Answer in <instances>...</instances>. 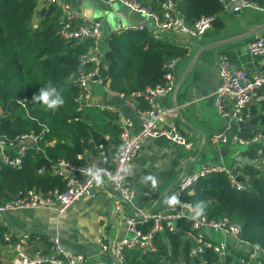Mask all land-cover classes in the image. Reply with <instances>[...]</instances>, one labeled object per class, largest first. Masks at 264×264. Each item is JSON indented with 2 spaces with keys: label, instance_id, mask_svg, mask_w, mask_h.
I'll list each match as a JSON object with an SVG mask.
<instances>
[{
  "label": "trees",
  "instance_id": "obj_1",
  "mask_svg": "<svg viewBox=\"0 0 264 264\" xmlns=\"http://www.w3.org/2000/svg\"><path fill=\"white\" fill-rule=\"evenodd\" d=\"M141 1L157 11L164 0ZM173 1L186 24H192L199 16H213L211 26L221 25L219 15L224 11L219 0ZM247 1L264 7V0ZM59 13L53 4L38 7L34 0H0V134L7 139L28 132L37 136L34 144L25 147L18 167L0 164V204L28 189L62 190L63 181L53 172L58 161L74 165L86 163V156L94 154L98 145L109 158L118 145L117 113L95 107L78 108L74 100L78 89L71 79L79 68H92L91 63L79 61L90 41L60 38L57 34ZM173 34L144 28L105 35L100 63H104L106 69L99 73L102 82L120 93L123 99L133 102L135 108H145L142 96L132 94L143 93L160 82L163 64L186 55V48L175 42ZM41 88H55L52 98L59 95L64 104L47 109L42 102L33 101ZM20 100L22 105L18 103ZM262 107V114L254 113L253 123H264ZM236 133L249 134L244 126ZM6 153L14 155L11 150ZM251 156V150L238 151L241 159ZM237 169L247 175V186L243 190L230 187L221 173H208L178 190L175 197L196 212L199 211L197 205L203 202L202 215L227 218L238 224L239 239L264 247V167L259 169L237 161ZM150 224L140 223L138 227L145 231ZM175 226V231L161 230L153 234L156 247L153 253L141 255L137 249L124 250L125 263L159 264L166 257L186 264L188 238L193 236V231L184 216L175 220ZM2 231L0 227V236ZM213 257L207 249L200 260L208 264Z\"/></svg>",
  "mask_w": 264,
  "mask_h": 264
},
{
  "label": "built area",
  "instance_id": "obj_2",
  "mask_svg": "<svg viewBox=\"0 0 264 264\" xmlns=\"http://www.w3.org/2000/svg\"><path fill=\"white\" fill-rule=\"evenodd\" d=\"M224 12H239L243 9H252L263 12L260 7L247 0H219ZM37 6L53 4L59 9V26L57 34L63 40H89L90 46L87 51L79 56V61L91 63L92 68L85 70L79 68L71 83L78 89L74 98L78 108L95 107L98 110L110 107L93 103V87L96 86L101 94L108 98L119 100L123 105L134 108L140 117V130L132 136L128 133L129 121L123 119L118 122V145L106 158L98 150V163L92 164L86 160L83 164H71L66 161H58L53 172L63 181V189L58 188L39 191L28 189L18 193L12 199L0 204V227L1 243L5 247L7 260L0 264H83L82 255L60 246L58 235H49L46 243L41 242V234L28 233L15 235L2 220V216L8 212L26 211L33 209H49L57 215L63 214L71 204L84 196H90L95 177L104 178L115 203L113 209L120 211L123 204H130L133 191L131 179L134 170L133 158L136 155L141 139L162 137L184 150H192L194 145L176 127L168 129L156 128V123L164 118L170 111L156 105V101L165 97L174 90V67L176 59H170L163 64L161 81L147 88L141 95L146 107L137 109L134 103L122 98L116 91L110 90L106 83L102 82L99 75L101 70L106 69L103 58L101 24L97 19L84 17L78 10L59 0H34ZM108 3L117 2L129 12L142 16L141 21L134 23L119 22L115 32L122 30H164L173 32L179 36L199 38L211 27L213 16H199L192 24H186L178 12L173 0H164L157 11L152 10L141 0H106ZM121 15V14H120ZM149 22V26H146ZM156 37V34H153ZM247 52L258 59V68L255 70L235 68L225 56H219L216 61L217 83L212 90V98L217 114L231 122L235 131L230 135L222 132L210 134L208 141L216 147L220 144H232L242 146V150H251L250 158H239V161L252 165V158L264 167V123H253L255 115L263 113L264 106V36L255 35L246 41ZM22 105V100L18 101ZM1 113V111H0ZM241 124V125H239ZM244 126L249 134L237 135L238 128ZM107 136H105L106 138ZM37 136L32 133H24L7 139L0 134V164L15 168L19 166V157L27 144H34ZM11 150L14 155L9 156L6 151ZM239 151V150H238ZM90 157V154L86 158ZM256 166V165H254ZM257 167V166H256ZM208 173H221L230 187L243 190L247 186V175L237 169V162L229 165L222 163L207 162L189 174L181 176L176 182V192L188 187L198 176ZM189 192V191H188ZM178 211H158L153 215L147 213L120 215L124 221L125 233L114 244L108 246L101 239L96 240L99 250L105 251L108 247L114 258L115 264H126L123 255L124 250L137 249L141 255L155 252L152 236L154 233L166 230L175 231V220L179 217L188 219L189 228L193 236L189 237L190 247L187 251L186 264H198L201 254L209 249L214 257L208 264H264V247L257 243H249L238 237L239 226L230 222L227 218H208L205 215L196 216V211L188 203H178ZM194 218V219H193ZM150 222L147 230L142 231L138 224ZM130 233V236L127 234ZM216 236L219 237L216 239ZM197 260V261H196ZM159 264H183L181 260H171L164 257ZM199 264H206L200 260Z\"/></svg>",
  "mask_w": 264,
  "mask_h": 264
},
{
  "label": "crops",
  "instance_id": "obj_3",
  "mask_svg": "<svg viewBox=\"0 0 264 264\" xmlns=\"http://www.w3.org/2000/svg\"><path fill=\"white\" fill-rule=\"evenodd\" d=\"M59 1L78 10L86 18L99 20L104 36L115 32L116 27H110L106 23L105 13L100 19L92 18L95 8H107V11L121 14L120 16L127 20L125 23L139 22L136 15L115 11L113 3H108L106 0ZM239 12H230V14ZM261 22H264V18L260 21L252 19V27L244 24L240 26L241 28H228V30L223 28L221 22L218 27L208 28L199 38H185L179 35L178 38L174 37L175 42L186 48V55L176 60L173 92L156 101L159 107L170 110L156 123V128L176 127L194 145V148L190 151L184 150L162 137L141 139L140 147L133 158L131 189L134 195L130 204H123L120 211H115L113 209L115 198L105 179L102 178L100 185L95 181L90 196L80 198L61 215L44 208L4 214L2 220L11 232L15 235L25 232L41 234L42 244L49 235L57 234L60 246L82 255L83 264H114L111 252H107L109 247L105 251L99 250L96 240L101 239L110 246L123 236L125 227L120 217L121 213L123 216H129L140 213L153 215L158 211L177 212L179 204L168 205L166 201L175 196L176 182L181 176L195 171L200 164L207 162L229 165L239 161L238 150L232 147V144L213 147L208 141L210 134L214 132L223 131L230 136L235 131L231 122H227L217 114L213 103L212 90L217 83L215 63L219 56L223 55L235 68L257 69L258 59L247 52L245 44L255 35L264 36V27L258 25ZM197 64L204 66L201 68L202 73L195 77L193 72L197 69ZM201 77L204 81L199 85L197 81ZM194 78L193 84H190V80ZM92 101L110 107V111H115L117 122L127 119L128 133L132 136L138 134L141 127L140 117L134 108L123 105L117 99L108 100V97L101 94L96 86L93 87ZM98 156L96 150L86 160L97 164ZM150 177H155L157 181L155 187ZM218 238L216 236V239ZM4 249L0 241L2 261H6L8 257Z\"/></svg>",
  "mask_w": 264,
  "mask_h": 264
},
{
  "label": "rangeland",
  "instance_id": "obj_4",
  "mask_svg": "<svg viewBox=\"0 0 264 264\" xmlns=\"http://www.w3.org/2000/svg\"><path fill=\"white\" fill-rule=\"evenodd\" d=\"M113 7L115 11L117 10L122 11L123 14L136 15L139 21H141L142 19L141 15L129 12L125 7H123L121 4L117 2L113 3ZM104 13L106 15L105 21L110 27H114V26L117 27L120 21L124 23L127 22L126 18H123L122 16L117 15L110 10L107 11V8L106 9L95 8V12L92 18L100 19ZM262 18H264V12H257L252 9H243L238 14H230V12L229 13L223 12L219 15V20L223 23V28L224 29L227 28V30L228 28H232V29L241 28L244 24H248L249 27H252V19L256 21L257 20L260 21ZM147 24H149V22H147ZM258 25H260L261 27H264V22L258 23ZM239 32H241V30ZM173 35L174 37L176 36L177 38L179 37L177 34H173ZM184 37L189 38L187 36H184ZM232 147L236 148L239 151L242 150V146L232 145ZM252 165H256L258 168H260V165L258 164V162L253 158H252ZM130 235H131L130 233L127 234V236H130Z\"/></svg>",
  "mask_w": 264,
  "mask_h": 264
},
{
  "label": "clouds",
  "instance_id": "obj_5",
  "mask_svg": "<svg viewBox=\"0 0 264 264\" xmlns=\"http://www.w3.org/2000/svg\"><path fill=\"white\" fill-rule=\"evenodd\" d=\"M55 92H56L55 88H52L50 90L41 88L40 94L33 96V101L42 102L43 105L47 106V109H56L64 104V100L59 95H56L55 98H52ZM95 179L97 185H100L102 183V178L99 175H97ZM150 179H152L153 186L155 187L157 183L155 177H150ZM166 203L168 205H175L177 203H180V201L177 199V197L173 196L170 200H167ZM202 203L203 202L197 205L199 211H197L196 216H201L203 213V207H201Z\"/></svg>",
  "mask_w": 264,
  "mask_h": 264
},
{
  "label": "water",
  "instance_id": "obj_6",
  "mask_svg": "<svg viewBox=\"0 0 264 264\" xmlns=\"http://www.w3.org/2000/svg\"><path fill=\"white\" fill-rule=\"evenodd\" d=\"M203 66H204V64H197V65H196V68H197V69H195L194 72H193L194 75H195V77L199 76V73H202L203 70H202L201 68H202ZM215 71H217L216 63H215ZM194 80H195V78H194V79H191L189 83H190V84H193ZM203 81H204V80H203V78L201 77V78L198 79L197 83H198L199 85H201ZM203 86H204V85H203ZM225 120H226V119H225ZM239 125H241V124H239ZM107 252L110 253V249H108ZM113 262H114V264H115V261H113Z\"/></svg>",
  "mask_w": 264,
  "mask_h": 264
}]
</instances>
